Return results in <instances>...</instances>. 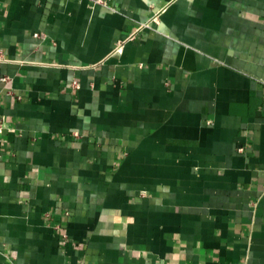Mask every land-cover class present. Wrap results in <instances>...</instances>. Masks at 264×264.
Segmentation results:
<instances>
[{
	"label": "crops",
	"instance_id": "0c3cea01",
	"mask_svg": "<svg viewBox=\"0 0 264 264\" xmlns=\"http://www.w3.org/2000/svg\"><path fill=\"white\" fill-rule=\"evenodd\" d=\"M0 264H264V0H0Z\"/></svg>",
	"mask_w": 264,
	"mask_h": 264
},
{
	"label": "built area",
	"instance_id": "2783aa9c",
	"mask_svg": "<svg viewBox=\"0 0 264 264\" xmlns=\"http://www.w3.org/2000/svg\"><path fill=\"white\" fill-rule=\"evenodd\" d=\"M162 10H163V8H160L159 10L154 11L146 20L139 22L136 30L128 35V39L133 38L139 31H141L145 28H152L153 24L158 22L159 15H160V12Z\"/></svg>",
	"mask_w": 264,
	"mask_h": 264
}]
</instances>
